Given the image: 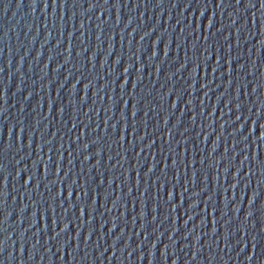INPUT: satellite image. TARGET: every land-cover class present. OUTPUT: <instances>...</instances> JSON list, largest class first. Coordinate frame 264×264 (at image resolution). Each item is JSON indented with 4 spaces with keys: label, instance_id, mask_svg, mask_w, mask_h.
<instances>
[{
    "label": "water",
    "instance_id": "95a60500",
    "mask_svg": "<svg viewBox=\"0 0 264 264\" xmlns=\"http://www.w3.org/2000/svg\"><path fill=\"white\" fill-rule=\"evenodd\" d=\"M0 264H264V0H0Z\"/></svg>",
    "mask_w": 264,
    "mask_h": 264
}]
</instances>
